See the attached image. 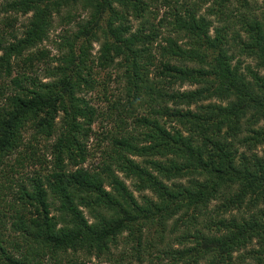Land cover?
<instances>
[{"label": "trees", "instance_id": "1", "mask_svg": "<svg viewBox=\"0 0 264 264\" xmlns=\"http://www.w3.org/2000/svg\"><path fill=\"white\" fill-rule=\"evenodd\" d=\"M207 1L0 0V264H264V17Z\"/></svg>", "mask_w": 264, "mask_h": 264}, {"label": "rangeland", "instance_id": "2", "mask_svg": "<svg viewBox=\"0 0 264 264\" xmlns=\"http://www.w3.org/2000/svg\"><path fill=\"white\" fill-rule=\"evenodd\" d=\"M79 7H81V5H79ZM116 8L120 10V7H116ZM221 9H222V11H221ZM221 9H220L219 3H217L216 0H208L206 3L203 4L202 9L199 11V14L204 15L209 21H212L213 26L211 27L210 33L213 35L215 34L216 26L218 27V26H222V25H229V26H235V29H242V27L240 25H238L237 23H238L239 19L243 16V14H246L245 16H247L249 18L255 16L259 19H262L264 17V0H249V5H244V6L241 5L240 0H232V2L228 3V5L226 7L224 6ZM237 9H240V10H237ZM163 11H164V9L160 10L159 15L155 19L153 18V16H151V19L155 20L156 21L155 23H157L160 20V16L163 14ZM84 16H87V15H84ZM1 17H3V15ZM127 17L129 18V22L132 25H134L135 27H137L140 24V22H142V20H141L142 18L135 16L131 12L127 13ZM79 19H82V18L77 17L76 20H73L71 23V27L76 28L75 25L79 21ZM22 20H25V18L22 17ZM64 29H65L64 26L55 25V28L50 33V39L45 40L42 43V48H48V49L52 50V52L55 53L57 51V49H56L57 42L56 41H59V38L62 37V35L65 33ZM161 31L164 34V36L171 35V33L164 27H161ZM241 32L243 33V30H241ZM172 35H174V34H172ZM228 35H230V34H228ZM182 42L189 44L191 42V39H190V37H186V38H184V40ZM100 46H101V41H94L93 42V46H92V50H91L93 56H95V57L98 56V51L100 49ZM1 53L2 52L0 51V55H1ZM247 65L253 66L255 68V61L252 60L251 58H247V59L243 60V66L242 67L245 69V67ZM259 71H260V74H264V71H262V70H259ZM98 73H99L100 80H104L106 78V71L99 70ZM12 74L14 75L15 72H13ZM9 80H10V78H7V81H9ZM113 86L114 85H112V87ZM195 87L196 86L187 84L184 87H182V90H189V89H193ZM96 93H98L102 97V95H103L102 94L103 93L102 87H98V89L94 93H92L94 97H95ZM93 103H95L96 106L98 105L101 107H103L105 105L104 102L100 99L99 100L94 99ZM108 123L109 122L104 121L102 118H99L96 122L93 123L92 129H93L94 133L91 135V137L89 139L90 154H89L87 161L85 163H82L81 165L89 166V168H95L94 164L97 165L99 163V161H100L99 158L101 156H100V153L97 151L99 149L97 146V140H99L102 137V135H103L102 132L105 129L106 124H108ZM108 128H112V125H109ZM263 151H264V146L259 148L260 154H263ZM120 176L124 179V181L127 183L129 188L134 192L135 196L138 197L139 199H141V195L143 193L144 194L146 193L148 195L152 194L151 191H147V190L145 192L143 191L140 193V191L135 190V187L133 186L131 178L126 177L124 174H120ZM0 178H3V175L1 174V172H0ZM186 181L187 180H184L183 182H186ZM83 210H84L86 216L90 220H92V217H91L89 211L86 208H83ZM122 242H123V240L120 241L121 245H119L118 250L124 248ZM94 262H96L95 259H94Z\"/></svg>", "mask_w": 264, "mask_h": 264}]
</instances>
